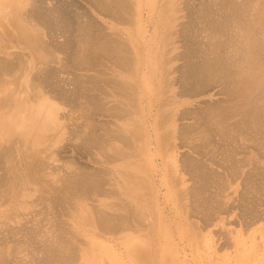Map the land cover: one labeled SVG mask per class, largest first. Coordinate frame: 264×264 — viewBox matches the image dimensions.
<instances>
[{
	"label": "rangeland",
	"instance_id": "obj_1",
	"mask_svg": "<svg viewBox=\"0 0 264 264\" xmlns=\"http://www.w3.org/2000/svg\"><path fill=\"white\" fill-rule=\"evenodd\" d=\"M263 2L0 0V264H264Z\"/></svg>",
	"mask_w": 264,
	"mask_h": 264
},
{
	"label": "bare ground",
	"instance_id": "obj_2",
	"mask_svg": "<svg viewBox=\"0 0 264 264\" xmlns=\"http://www.w3.org/2000/svg\"><path fill=\"white\" fill-rule=\"evenodd\" d=\"M95 1H96V0H95ZM97 1H98V0H97ZM112 1H113V0H112ZM225 1H226V0H225ZM232 1H233V0H232ZM100 2H101V1H100ZM115 2H116V1H115ZM31 3H32V2H31ZM42 3H43V2H42ZM69 3H70V2H69ZM71 3L73 4V2H71ZM225 3H226V2H225ZM233 3H234V2H233ZM263 3H264V2H263ZM93 5H94V3H93ZM103 5H105V4L103 3ZM110 5H111V4H110ZM117 5H118V4H117ZM226 5H227V4H226ZM240 5H241V4H240ZM105 6L107 7L108 5L106 4ZM121 6H122V5H121ZM214 6H215V5H214ZM217 6H218V5H217ZM43 7H44V6H43ZM115 7H116V6H115ZM119 7H120V6H119ZM215 7H216V6H215ZM221 7H222V6H221ZM233 7H234V6H233ZM236 7H237V6H236ZM250 7H251V6H250ZM70 8H71V5H70ZM72 8H73V7H72ZM112 8H113V7H112ZM117 8H118V7H117ZM222 8H223V7H222ZM234 8H235V7H234ZM247 8H248V7H247ZM110 9H111V8H110ZM110 9H109V10H110ZM229 9H230V8H229ZM237 9H238V8H237ZM29 10H30V9H29ZM29 10H28V11H29ZM31 10H32V8H31ZM50 10H51V9H50ZM74 10H75V9H74ZM100 10H102V9L100 8ZM235 10H236V9H235ZM0 11H1V6H0ZM51 11H52V10H51ZM110 11H111V10H110ZM228 11H229V10H228ZM233 11H234V10H233ZM233 11H232V12H233ZM48 12H49V11H48ZM52 12H53V11H52ZM78 12H79V11H78ZM102 12H103V10H102ZM212 12H213V11H212ZM29 13H30V11H29ZM31 13H32V12H31ZM34 13H35V15H36L35 10H34V12L31 14V16H32ZM37 13H38V12H37ZM53 13H56V12H53ZM74 13H75V11H74ZM76 13H77V12H76ZM76 13H75V14H76ZM80 13H81V12H80ZM105 13H106V11H105ZM217 13H218V12H217ZM217 13H216V14H217ZM236 13H237V11H236ZM24 14H25V16H27L26 13H23V15H24ZM230 14H231V13H230ZM230 14H229L228 16H227V15H226V16H227V17H231ZM232 14H233V13H232ZM234 14H235V13H234ZM234 14H233V17H237L238 14L235 15V16H234ZM39 15H41V14H39ZM48 15H49V14H48ZM73 15H74V14H73ZM217 15H218V14H217ZM243 15H244V14H243ZM31 16H30V14H29V16H27V17L30 18ZM36 16H38V15H36ZM42 16H43V15H42ZM74 16H76V15H74ZM209 16H210V15H209ZM212 16H213V15H212ZM244 16H245V15H244ZM27 17H25L24 20H26ZM34 17H35V16H34ZM38 17H39V16H38ZM38 17H35V19H34V18H33V19L36 20V18H38ZM210 17H211V16H210ZM233 17H231V18H232V21H234V20L237 19V18L235 19V18H233ZM238 17H240V16H238ZM13 18H14V17H13ZM28 18H27V19H28ZM55 18H56V17H55ZM55 18H53V19H55ZM57 18H58V17H57ZM60 18H61V17H60ZM66 18H67V17H66ZM224 18H225V17H224ZM224 18H223V19H224ZM51 19H52V18H51ZM221 19H222V18H221ZM225 19H227V18H225ZM225 19H224V22H226ZM229 19H230V18H229ZM233 19H234V20H233ZM19 20L23 21V19H20V18H19ZM40 20H42V19H40ZM40 20H38V21H40ZM46 20H48V19H46ZM60 20H61V19H60ZM62 20H63V19H62ZM66 20H67V19H66ZM227 20H228V19H227ZM230 20H231V19H230ZM21 21H20V24H21V23L23 24V22H21ZM32 21H33V20H32ZM50 21H51V20H50ZM52 21H54V20H52ZM63 21H64V20H63ZM232 21H229V22L232 23ZM238 21H239V20H238ZM17 22H18V21H17ZM26 22H27V21H26ZM33 22H34V21H33ZM36 22H37V20H36ZM43 22H44V21H43ZM46 22H47V21H46ZM82 22H83V21H82ZM82 22H81V23H82ZM224 22H223V24L227 27V26L229 25V24L227 25V23H229V22L227 21L226 24H225ZM31 23H32V22H31ZM34 23H35V22H34ZM48 23H49V22H48ZM78 23H79V22H78ZM238 23L240 24V22H238ZM18 24H19V23H18ZM18 24H17V25H18ZM218 24H219V23H218ZM221 24H222V23H221ZM221 24H220V25H221ZM235 24H236V22H235ZM239 24H238V25H239ZM242 24L244 25L245 23H242ZM37 25H38V24H37ZM42 25H43V24H42ZM81 25H82V24H81ZM216 25H217V24H216ZM224 25H223V26H224ZM243 25H241V26L243 27ZM260 25H261V24H260ZM19 26H20V25H19ZM38 26H39V25H38ZM79 26H80V25H79ZM82 26H83V25H82ZM217 26H219V25H217ZM223 26H222L221 29H224ZM21 27H22V26H21ZM80 27H81V26H80ZM220 27H221V26H220ZM220 27H219V28H220ZM231 27H232V25H231ZM250 27H251V26H250ZM61 28H62V27H61ZM71 28H72V27H71ZM213 28H214V26H213ZM219 28H218V30H219ZM228 28H229V27H228ZM252 28H253V27H252ZM216 29H217V28H216ZM226 29H227V28H226ZM234 29H235V27H234ZM243 29H244V28H243ZM249 29H251V28H249ZM249 29H248V31L250 32ZM218 30H216V31H218ZM245 30H246V29H245ZM253 30H254V29H253ZM82 31H83V30H82ZM209 31H210V30H209ZM226 31H227V30H226ZM226 31H225V32H226ZM237 31H238V30H237ZM243 31H244V30H243ZM243 31H242V32H243ZM251 31H252V29H251ZM263 31H264V29H263ZM78 32H79V31H78ZM219 32H221V31L219 30ZM219 32H218V33H219ZM225 32H224V34H225ZM249 32H246V33H248L249 35H252V34L249 33ZM221 33H222V35H223V31H222ZM235 33H236V32H235ZM237 33H238V32H237ZM252 33H253V31H252ZM255 33H256V32H254V34H255ZM215 34H216V33H215ZM219 34H220V33H219ZM254 34H253V35H254ZM239 35H240V34H239ZM255 35H256V34H255ZM75 36H76V35H75ZM78 36H79V35H78ZM224 36H225V35H224ZM237 36H238V34H237ZM70 37H71V36H70ZM71 38H72V37H71ZM231 38H232V37H230V39H231ZM240 38H241V37H240ZM258 38H259V37H258ZM228 39H229V38H228ZM241 39H242V38H241ZM245 39H246V38H245ZM69 40H70V39H69ZM231 40H232V39H231ZM231 40H229V41H230V43L232 44V43H234V41L237 42L238 39H237V38L235 39V37H233V40H234V41H233V40L231 41ZM250 40H251V38H250ZM259 40H260V39H259ZM67 41H68V40H67ZM229 41H227V42L225 41L226 43L224 42L225 44H223V45L226 46V44L229 43ZM242 41H243V40H242ZM254 42H255V41H254ZM217 43H218V42H217ZM230 43H229V44H230ZM243 43H244V41H243ZM102 44L104 45V43H102ZM220 44H221V47H223L222 42H221ZM220 44H219V45H220ZM247 44H248V43H247ZM255 44H258V43L255 42ZM260 44H261V43H260ZM260 44H259V45H260ZM99 45H101V44H99ZM99 45H98V43H97V46H99ZM227 45H228V44H227ZM261 45H262V44H261ZM263 45H264V44H263ZM263 45H262V46H263ZM97 46H96V47H97ZM104 46H105V45H104ZM229 46H230V45H228L227 48H229ZM232 46H233V45H232ZM254 46H256V48H255V47H253V49H252V48H250V49L247 48L248 51L245 50L246 47H245L244 49H242V50H245V51L247 52L245 56H247V54L250 53L251 55L254 54L255 58L257 57V51H256V49L258 50V47H257V45H254ZM102 47H103V46H100L101 49L104 48V47H103V48H102ZM214 47H215V46H214ZM217 47H218V46H217ZM233 47H234V46H233ZM94 48H95V47H94ZM94 48H93V49H94ZM97 48H99V47H97ZM97 48H96V49H97ZM93 49H92V51H93ZM96 49H94V52L97 51ZM106 49H107V50H112V48H110V47H105V50H106ZM260 49H261V48H260ZM98 50H99V49H98ZM103 50H104V49H103ZM105 50H104V51H105ZM107 50L105 51V53L107 52ZM211 50H212V49H211ZM239 50H240V48H239ZM99 51H100V50H99ZM114 51H115V50H114ZM255 51H256V52H255ZM108 52H109V51H108ZM112 52H113V51H112ZM221 52H222V51H221ZM241 52H242V51H241ZM241 52H240V53H241ZM248 52H249V53H248ZM97 53H98V51L96 52V54H97ZM194 53H195V52H190L191 55H192V54L194 55ZM214 53H215V52H214ZM214 53H212V55H206V56H204V55L202 56V53H201L200 56H201L203 59H202L201 61H199V62H194V61H192V62H191V61L188 62V65H189L188 67H190L191 69L194 68V69H192V70H193V73L198 72L199 75H203L204 77H205V75H210V74H213V73H216V72L219 73V71H218L219 69H222V70H223V69H227V68H228L227 66H229V65H227L228 62H225L226 64L223 63L222 61H220V59H217V56H216L217 53H216V55H215ZM238 53H239V52H238ZM243 53H245V52L243 51ZM91 54H92V53L90 52V55H91ZM93 54H94V53H93ZM100 54H101V53H100ZM103 54H104V53H103ZM109 54H110V52H109ZM109 54H108V55H109ZM190 54H188V56H189ZM193 55H192V56H193ZM235 55H237V54H235ZM238 55H239V54H238ZM240 55H242V54H240ZM258 55H259V54H258ZM105 56H107V53H106ZM109 56H111V55H109ZM192 56H190V57H192ZM195 56H196V55H195ZM198 56H199V55H198ZM198 56H197V57H198ZM225 56H226V55H225ZM225 56H224V57H225ZM233 56H234V54H233ZM248 56H249V55H248ZM248 56H247V58H248ZM259 56H260V55H259ZM201 57H198V58L201 59ZM234 57H235V56H234ZM241 57H242V56H241ZM241 57L238 56V58H240V59L242 60ZM243 57H244V56H243ZM249 57H250V56H249ZM215 58L217 59L216 61H214ZM218 58H219V57H218ZM238 58H237V59H238ZM196 59H197V58H196ZM226 59H227V57H226ZM232 59H233V58H232ZM232 59H231V60H232ZM237 59H236V62H235V63H234V62H232V63L229 62V63H230V64H233V63H234V65H235L236 63H238V64H237L238 67L241 68V67H240V64H241V63L243 64L244 62H241L239 59H238V60H237ZM244 59H246V57H244ZM250 59H251V58H250ZM257 59H258V58H257ZM193 60H194V59H193ZM218 60H219V62H218ZM222 60L225 61V59H222ZM229 60H230V59H229ZM229 60H228V61H229ZM261 60H262V59H261ZM232 61H233V60H232ZM237 61H238V62H237ZM251 61H252V59H251ZM245 62H246V60H245ZM199 63H200V65H199ZM239 63H240V64H239ZM242 64H241V65H242ZM245 64H246V63H245ZM247 64H249V63H247ZM195 65H196V66H195ZM230 66H231V65H230ZM242 66H243V65H242ZM199 67L201 68L200 71H198L199 69L197 70V68H199ZM233 67L236 68V66H233ZM246 67H247V66H246ZM246 67H244V68H246ZM191 69H190V70H191ZM241 69H242V68H241ZM256 69L259 71V73H261V72L263 73V72H264V63H261V64H260L259 62H256ZM192 70H191V72H192ZM195 70H197V71H195ZM229 70H230V69L228 68V71H229ZM239 70H240V69H239ZM239 70H238V71H239ZM242 70H243V69H242ZM231 71H232V70H231ZM238 71H237V72H238ZM240 71H241V70H240ZM237 72L235 71V73H237ZM188 73H189V72H188ZM222 73L225 74V72H222ZM232 73H233L232 76L234 77V75H235V74H234V70H233ZM259 73H258V74H259ZM191 74H192V73H191ZM223 74H222V75H223ZM229 74H230V75H229ZM229 74H226V75H227V76H226L227 78L224 76V77L226 78L225 80H227V81H228V80L231 81L230 79H233V80L236 79V78H232L230 71H229ZM238 74H240V72L237 73V75H238ZM247 74H248V73H247ZM196 75H197V74H196ZM214 75H215V74H214ZM214 75H213V77H215ZM203 76H201V79H202ZM228 76H229V77L231 76L230 79H229ZM240 76H241V75H240ZM196 77H197V76H196ZM199 77H200V76H199ZM222 77H223V76H221V78H222ZM235 77H236V75H235ZM241 77H243V76H241ZM259 79H260V78H259L257 75L249 74L248 76L244 77L242 80L238 81L237 87L239 88V91H240L241 93L250 96V95H252V94L255 92V90L259 87V86H258V85H260V83H258V80H259ZM225 80H224V81H225ZM224 81H223V82H224ZM227 81H226L225 83L228 85ZM197 82H198V81H197ZM200 82H201V81H200ZM229 83H230V82H229ZM231 83H232V82H231ZM231 83H230V84H231ZM230 84H229V85H230ZM233 84H235V83H233ZM262 84H263V83H262ZM200 85H202V84L200 83ZM229 85H228V86H229ZM256 86H258V87H256ZM261 86H262V85H261ZM233 87H234V86H233ZM226 90H227V88H226ZM227 91H228V90H227ZM229 92H230V91H229ZM259 94L261 95V93H259ZM263 94H264V93H263ZM241 96H242V94H241ZM244 96H245V95H244ZM244 96H243V97H244ZM256 97H257V95H256ZM261 97H262V96H261ZM244 99H246V96H245ZM247 99H248V98H247ZM249 100H250V99H248V100H246V101L249 102ZM251 101H253V100H251ZM251 101H250V102H251ZM251 104H252V103H250V105H251ZM238 105H239V104H238ZM248 105H249V104H248ZM250 105H249L250 108H247V109H246V113H247V115L252 116L251 114H252L253 112L257 113V111H256V110L254 111V109H251V106H252V105H251V106H250ZM236 106H237V105H236ZM253 106H254V105H253ZM256 106H257V105H256ZM253 108H254V107H253ZM255 108H256V107H255ZM213 112H215V113L217 112L216 114H217L218 121H219V119H220L221 122H222V119L228 115V112L223 111V110H218V111H213ZM215 113H213V114H215ZM241 113H242V111H241ZM243 113H244V112H243ZM242 115H243V114H242ZM253 115H254V114H253ZM255 115H257V114H255ZM255 115H254V116H255ZM258 115H259V114H258ZM209 117H210V116H208V117L206 118L208 122L211 121V120H209V119L212 118V117H211V118H209ZM247 117H248V116H247ZM208 118H209V119H208ZM248 118H249V117H248ZM254 118H255V117L252 116V119H254ZM20 119H21V118H20ZM246 119H247V118H246ZM249 119H250V118H249ZM258 119H260V118L258 117ZM244 120H245V118H244ZM256 120H257V118H256ZM204 121H206V120L204 119ZM214 121H215V120H214ZM216 121H217V120H216ZM220 121H219V122H220ZM247 121H249V120H247ZM247 121H246V123H247ZM250 121H251V120H250ZM250 121H249V122H250ZM254 121H255V120H254ZM208 122H207V123H208ZM241 122H242V120H241ZM17 123H18V122H17ZM210 123H211V122H210ZM210 123H209V124H210ZM214 123H215V122H214ZM243 123H245V122L243 121ZM246 123H245V124H246ZM251 123H252V122H251ZM255 123H256V122H255ZM238 124H239V122H238ZM238 124H237V125H238ZM245 124H244V125H245ZM211 125H213V122L211 123ZM218 125H220V123H219ZM246 125H247V124H246ZM248 125H249V123H248ZM248 125H247L246 127H248ZM251 125H252V124H251ZM253 125L256 126V124H253ZM213 126H214V125H213ZM215 126H217V125H215ZM235 126H236V125H235ZM238 126H239V125H238ZM238 126H237V128H238ZM240 126H241V125H240ZM255 126H254V127H255ZM220 127L222 128V126H220ZM233 127H234V126H233ZM233 127H232V129H230V130H233V129H234ZM242 127H243V126H242ZM249 127H250V125H249ZM215 128H216V127H215ZM223 128H224V127H223ZM239 128H240V127H239ZM250 128H251V127H250ZM198 129H199V128H198ZM216 129H217V128H216ZM241 129H242V128H241ZM246 129H247V128H246ZM220 130H221V129H219V131H220ZM248 130H249V128H248ZM217 131H218V130H217ZM223 133H224V132H223ZM229 134H230V133H229ZM224 142H225V141H224ZM228 143H229V142H228ZM206 145H207V144H206ZM204 147H205V146H204ZM233 148H234V147H233ZM204 149H205V148H204ZM226 149H228V148H226ZM225 151H226V150H225ZM237 152H238V150H237ZM239 152H240V150H239ZM232 155L234 156V154H232ZM226 158H227V157H226ZM230 158H231V157H229V159H230ZM233 158H234V157H233ZM212 159H213V158H212ZM224 159H225V157H224ZM222 160H223V159H222ZM225 160H226V159H225ZM232 161H233V160H232ZM229 162H230V161H229ZM255 171H256V170H255ZM259 171H260V170H259ZM86 178H87V177H86ZM79 179H80V178H79ZM83 180H84V178H83ZM204 180H205V179H204ZM81 181H82V180H81ZM86 181L88 182V180H86ZM86 181H85V183L82 181L83 184H85V186H86V183H87ZM89 181H90V180H89ZM205 181H206V180H205ZM82 182H81V184H82ZM91 182H92V180L90 181V183H91ZM88 183H89V182H88ZM90 183H89V185H90ZM203 183H204V181H203ZM94 184H95V183H94ZM204 184H205V183H204ZM73 185L75 186V183H74ZM79 185H80V184H79ZM89 185H88V186H89ZM92 185H93V184H92ZM74 186H73V187H74ZM85 186H84V187H85ZM88 186H87V187H88ZM95 186H96V185H95ZM73 187H72V188H73ZM76 187L78 188V186H76ZM89 187H90V186H89ZM96 187H97V186H96ZM74 188H75V187H74ZM90 188H91V187H90ZM100 217H101V216H100ZM112 217H113V216H111V218H112ZM105 219H106V217H105ZM101 220H102V221H105L104 218H102ZM101 220H100V222H102ZM113 220H116V219L114 218ZM106 221H107V219H106ZM106 221H105V222H106ZM109 221H110V220H109ZM100 222H99V223H100ZM112 222H113V221H112ZM112 222H110V223H112ZM100 224L102 225V223H100ZM104 224H105V223H104ZM108 224H109V223H108ZM109 225H110V224H109ZM114 225H115V224H114ZM103 227H104V226H103ZM100 228H102V226H101ZM107 228H109V227H107ZM104 229H105V227H104ZM110 230H111V229H110ZM108 231H109V230H108ZM51 262H52V261H51Z\"/></svg>",
	"mask_w": 264,
	"mask_h": 264
}]
</instances>
